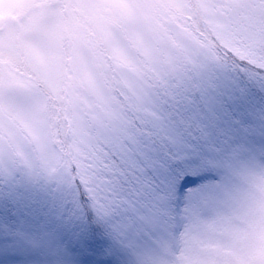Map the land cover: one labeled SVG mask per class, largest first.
Returning <instances> with one entry per match:
<instances>
[{
    "label": "snow or ice",
    "instance_id": "6c2138e0",
    "mask_svg": "<svg viewBox=\"0 0 264 264\" xmlns=\"http://www.w3.org/2000/svg\"><path fill=\"white\" fill-rule=\"evenodd\" d=\"M0 264H264V0H0Z\"/></svg>",
    "mask_w": 264,
    "mask_h": 264
}]
</instances>
